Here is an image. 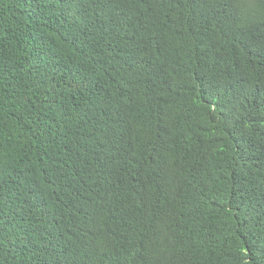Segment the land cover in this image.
Segmentation results:
<instances>
[{"label":"trees","instance_id":"trees-1","mask_svg":"<svg viewBox=\"0 0 264 264\" xmlns=\"http://www.w3.org/2000/svg\"><path fill=\"white\" fill-rule=\"evenodd\" d=\"M0 264H264V0H0Z\"/></svg>","mask_w":264,"mask_h":264}]
</instances>
